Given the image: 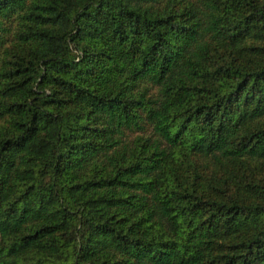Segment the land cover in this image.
<instances>
[{"label":"trees","instance_id":"16d2710c","mask_svg":"<svg viewBox=\"0 0 264 264\" xmlns=\"http://www.w3.org/2000/svg\"><path fill=\"white\" fill-rule=\"evenodd\" d=\"M0 264H264V0H0Z\"/></svg>","mask_w":264,"mask_h":264}]
</instances>
